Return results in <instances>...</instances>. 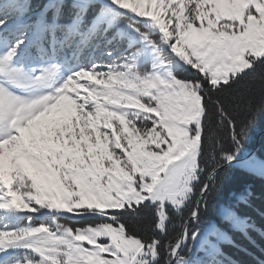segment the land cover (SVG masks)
<instances>
[{
  "label": "snow or ice",
  "instance_id": "obj_1",
  "mask_svg": "<svg viewBox=\"0 0 264 264\" xmlns=\"http://www.w3.org/2000/svg\"><path fill=\"white\" fill-rule=\"evenodd\" d=\"M262 120L264 0H0V264H264Z\"/></svg>",
  "mask_w": 264,
  "mask_h": 264
},
{
  "label": "trees",
  "instance_id": "obj_2",
  "mask_svg": "<svg viewBox=\"0 0 264 264\" xmlns=\"http://www.w3.org/2000/svg\"><path fill=\"white\" fill-rule=\"evenodd\" d=\"M264 131V120L261 121L260 125L253 131L252 138H251V146L254 148L256 144V136L259 132ZM264 148V134H262L259 138L258 145L256 150H260ZM260 201H257V205L259 206Z\"/></svg>",
  "mask_w": 264,
  "mask_h": 264
},
{
  "label": "water",
  "instance_id": "obj_3",
  "mask_svg": "<svg viewBox=\"0 0 264 264\" xmlns=\"http://www.w3.org/2000/svg\"><path fill=\"white\" fill-rule=\"evenodd\" d=\"M262 134H264V131L259 132V133L257 134V136H256V144H255V147H254L255 149L257 148L259 138H260V136H261Z\"/></svg>",
  "mask_w": 264,
  "mask_h": 264
}]
</instances>
